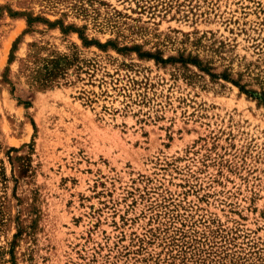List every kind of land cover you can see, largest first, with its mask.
<instances>
[{
    "label": "rangeland",
    "instance_id": "obj_1",
    "mask_svg": "<svg viewBox=\"0 0 264 264\" xmlns=\"http://www.w3.org/2000/svg\"><path fill=\"white\" fill-rule=\"evenodd\" d=\"M264 0H0V264H264Z\"/></svg>",
    "mask_w": 264,
    "mask_h": 264
},
{
    "label": "trees",
    "instance_id": "obj_2",
    "mask_svg": "<svg viewBox=\"0 0 264 264\" xmlns=\"http://www.w3.org/2000/svg\"><path fill=\"white\" fill-rule=\"evenodd\" d=\"M263 103H264V101H263Z\"/></svg>",
    "mask_w": 264,
    "mask_h": 264
}]
</instances>
